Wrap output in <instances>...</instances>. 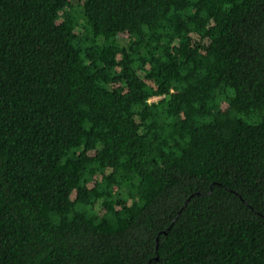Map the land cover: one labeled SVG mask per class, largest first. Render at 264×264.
I'll list each match as a JSON object with an SVG mask.
<instances>
[{"label": "trees", "instance_id": "trees-1", "mask_svg": "<svg viewBox=\"0 0 264 264\" xmlns=\"http://www.w3.org/2000/svg\"><path fill=\"white\" fill-rule=\"evenodd\" d=\"M0 264H264V0H0Z\"/></svg>", "mask_w": 264, "mask_h": 264}, {"label": "rangeland", "instance_id": "rangeland-1", "mask_svg": "<svg viewBox=\"0 0 264 264\" xmlns=\"http://www.w3.org/2000/svg\"><path fill=\"white\" fill-rule=\"evenodd\" d=\"M160 98L159 97H154V98H152L150 101L151 102H155V101H157V100H159Z\"/></svg>", "mask_w": 264, "mask_h": 264}]
</instances>
